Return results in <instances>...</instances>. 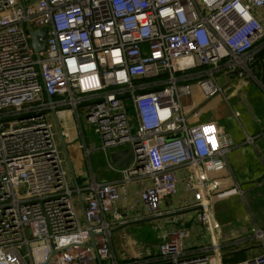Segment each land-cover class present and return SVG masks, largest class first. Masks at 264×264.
<instances>
[{
  "label": "built area",
  "instance_id": "2783aa9c",
  "mask_svg": "<svg viewBox=\"0 0 264 264\" xmlns=\"http://www.w3.org/2000/svg\"><path fill=\"white\" fill-rule=\"evenodd\" d=\"M20 3L0 0V264H219L215 246L186 249L181 226L154 252L134 243L133 255L119 253L115 239L129 241L139 225L115 230L173 213L160 206L180 182L186 197L178 211L197 209L212 227L213 177L238 146L201 111L218 102L242 124L230 106L232 79L243 82L237 90L251 79L264 95L256 63L264 55V0ZM28 29L47 30L37 56ZM53 112L68 113L80 137L83 118L102 150L131 151L126 167L109 165L119 181L91 173L74 184ZM80 149L88 158L91 150ZM179 171L187 173L182 180ZM134 183L138 198L116 211ZM138 205L142 215L130 217ZM249 236L264 247V230ZM238 264H264V254Z\"/></svg>",
  "mask_w": 264,
  "mask_h": 264
},
{
  "label": "crops",
  "instance_id": "0c3cea01",
  "mask_svg": "<svg viewBox=\"0 0 264 264\" xmlns=\"http://www.w3.org/2000/svg\"><path fill=\"white\" fill-rule=\"evenodd\" d=\"M21 1L25 3L36 0ZM260 68L258 72H260ZM232 81L234 86L229 90L230 106L239 112L242 124H238L229 113H225L227 118L223 115L226 121L225 125L222 124L224 119L215 120L226 137L238 147L226 155L224 171L213 177L219 183V187L212 203L211 215L214 221L212 227L206 228L199 222L197 209L178 211L186 197L183 182H180L175 195L165 199L160 206L164 213L171 211L179 213L173 218L162 221V225H168V228L148 229L146 225L134 227L130 230L132 238H129V241H126V236L124 239H115L116 249L119 253L129 251L133 255L139 246L154 252L174 228L181 226L187 231V237L183 242L184 247L188 250L200 251L205 246H215L220 258L219 264H231L230 261L233 260L236 262L233 264H238L264 254V247L260 242L252 240L249 236L252 229L264 230V95L252 83L242 90H237L236 87H243V82L236 81V79H232ZM254 88L256 90L252 92ZM238 92L241 93L237 94ZM217 106L223 108V104L218 102L206 105V107L218 108ZM59 122L61 127L63 126L65 138L67 137V147L72 152L69 154L77 182L78 180L83 182L91 173L97 177L98 174L93 170L90 162L91 153L87 158L83 150L80 149L81 144L86 145L91 152L94 150L86 144L84 127L82 126L83 134L80 137L77 136L75 122L71 120L68 113L61 116ZM70 132L73 137H68L67 134ZM246 137L253 138L252 143H246ZM83 163L86 165L87 172L82 170ZM186 174L185 171L178 172L181 180ZM119 180L120 176L118 175L117 178L106 181ZM139 188L140 183L129 185L124 191L123 199L114 206L115 210L121 212L126 204L134 202L138 198ZM236 188L241 191V194L236 192ZM221 195L222 198L218 199ZM137 208L141 210V205H138ZM138 216L140 215H130V217ZM134 243L138 247L133 245ZM124 255L129 256L128 254Z\"/></svg>",
  "mask_w": 264,
  "mask_h": 264
},
{
  "label": "rangeland",
  "instance_id": "374dc122",
  "mask_svg": "<svg viewBox=\"0 0 264 264\" xmlns=\"http://www.w3.org/2000/svg\"><path fill=\"white\" fill-rule=\"evenodd\" d=\"M253 14L257 18L260 17L258 12H254ZM259 22L262 25H264V21H259ZM245 79H249V78H245ZM249 80H251V79H249ZM249 80H245V81H247L248 83H251ZM255 90L256 89L254 88V90H252V92H255ZM217 107L219 109L216 107H204L201 111L202 120L203 121L220 120L221 118L224 119L223 115L225 118H227L225 115L227 113H229V111L226 110V108H224V106H223V108L221 106L220 107L217 106ZM80 121H81L82 126L84 127L86 144L89 147H92L94 149L91 152L90 162L92 164L93 170L96 172V174H98L97 175L98 180L99 181H106L109 179L113 180V179L117 178L119 174L115 173L111 169H109V165H111V166L113 165V161H114L113 158L117 152L125 151V150H127V148L121 147V148H109L106 150H102L101 149V141L99 139V136L94 132V127L91 125H87L83 118H81ZM225 123H226V121L224 119L222 121V124L225 125ZM61 129H62V132H64L63 126L61 127ZM71 133L72 132L67 134L68 137L71 136ZM71 137H73V136H71ZM65 141L67 143V137L65 138ZM68 149H69V147H68ZM69 151H70L69 153L72 154L71 149H69ZM124 162H126V161H124ZM125 166L126 165L124 164L122 167H117V170L122 169ZM81 167H82L83 171L87 172V168H86L85 163H83L81 165ZM135 214L142 215V212L140 209H137V212H134L132 214L130 213L129 216L130 215L135 216ZM162 223H163L162 221H158V222L148 223L145 225L148 227V229H155V228L160 229V230L167 229L168 225H162Z\"/></svg>",
  "mask_w": 264,
  "mask_h": 264
},
{
  "label": "water",
  "instance_id": "95a60500",
  "mask_svg": "<svg viewBox=\"0 0 264 264\" xmlns=\"http://www.w3.org/2000/svg\"><path fill=\"white\" fill-rule=\"evenodd\" d=\"M17 1H18V5H21L20 0H17ZM28 31H29L30 41H31L34 53L37 56L40 51L45 49L44 44L39 42V39L44 40L47 37V30L44 29V30L30 31L28 29ZM256 63L259 64L261 69H262L260 81L264 85V55L259 57ZM254 66H255V64L252 66V68ZM52 116H53V122L55 125V129L57 132V136L59 139V143H60V146H61V149L63 152V156H64L65 161H66L68 172H69L70 177H71L72 181L74 182V184L77 185L78 182H77V178L75 176L73 163H72L69 151H68V147H67V143L65 141L64 134H63L61 126H60L59 118L55 112H53ZM113 159H114L113 165L115 167H122L124 164L127 166L131 160V151L129 149H127L125 151L117 152L114 155ZM123 160L126 162H124ZM178 214L179 213H170V214H165L162 216H156V217H152V218H146V219H142V220H138V221H134V222H129V223L125 224L124 226L117 228L115 231H118V230L125 228L127 226L145 225L148 223L168 220L170 218L175 217ZM91 245L93 246V242L91 243Z\"/></svg>",
  "mask_w": 264,
  "mask_h": 264
},
{
  "label": "trees",
  "instance_id": "16d2710c",
  "mask_svg": "<svg viewBox=\"0 0 264 264\" xmlns=\"http://www.w3.org/2000/svg\"><path fill=\"white\" fill-rule=\"evenodd\" d=\"M78 183H80L79 180H78ZM230 263L233 264V263H236V262L233 260V261H230ZM225 264H229V263H225Z\"/></svg>",
  "mask_w": 264,
  "mask_h": 264
}]
</instances>
